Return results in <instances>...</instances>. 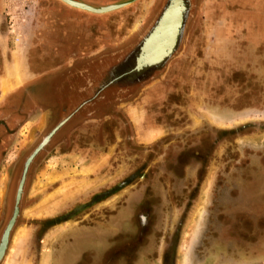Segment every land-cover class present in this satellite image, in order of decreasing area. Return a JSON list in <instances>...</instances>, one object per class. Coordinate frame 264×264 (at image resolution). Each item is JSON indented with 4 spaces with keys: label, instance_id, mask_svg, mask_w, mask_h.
<instances>
[{
    "label": "rangeland",
    "instance_id": "1",
    "mask_svg": "<svg viewBox=\"0 0 264 264\" xmlns=\"http://www.w3.org/2000/svg\"><path fill=\"white\" fill-rule=\"evenodd\" d=\"M37 1L0 30V243L27 159L73 115L29 168L0 264H264V0H194L146 81L130 53L169 0ZM44 31L58 43L35 55Z\"/></svg>",
    "mask_w": 264,
    "mask_h": 264
},
{
    "label": "flooded vegetation",
    "instance_id": "2",
    "mask_svg": "<svg viewBox=\"0 0 264 264\" xmlns=\"http://www.w3.org/2000/svg\"><path fill=\"white\" fill-rule=\"evenodd\" d=\"M174 0H169V2L167 3V5L165 6L164 10L161 11L160 15H159V18L156 22V24L154 25V27L151 29V31L145 36V38L141 41L140 45L137 47V49L135 50H132V52L130 53V56L132 58L136 57V62H135V67L131 70V73L132 75H135V76H139L140 74H142V78L139 77L138 78V81H146V77L148 76V74L152 73V75H156L158 73H160L161 71H163L164 69V66H165V63L172 57L174 56L178 51L179 49L181 48L183 42H184V39H185V36H186V30H187V25H188V21L190 20L191 16H192V13L194 12V7H195V1L194 0H182V6H183V16L181 18V24L179 26V31L177 33V36H176V39H175V43L171 49V53L168 57L164 58L162 62L160 63H155L153 65H149V66H144L143 68L141 69H138V60L140 58V56L143 54V47H144V43L146 41V39H148L151 34L155 31V29L159 26L160 22L162 21V18H163V15L166 13V11L169 9V7L172 5V2ZM38 6L41 7V9H47L49 7H57L59 8L60 7V4L57 3L56 1H50V0H38ZM52 4V5H51ZM48 13V12H47ZM45 14L43 13L42 16H44ZM47 18V19H45ZM44 19L45 20H49L50 17L48 16V14H46L44 16ZM51 21H46V22H43V24H50ZM53 22V21H52ZM47 28V27H46ZM46 32L47 31H44L43 34H41V40L42 42H40L41 44H39V48L38 51L36 50L35 51V55H42V52H43V47L42 46H50L51 43L52 44H56L58 43V39H50V38H47L46 36ZM48 33V32H47ZM37 47V46H36ZM37 47V48H38ZM42 47V48H41ZM41 52V54L39 53ZM30 55L32 57V62L29 63V67L31 68H37V67H48V59H37L38 56H36V61H34V57L32 55V53L30 52ZM129 56V55H128ZM1 63H0V70L2 69L1 68ZM46 91V85L44 84V82L42 83H37L36 85H34L31 89H27L25 91H22L20 93H17L16 91L13 92L11 91V96L9 97L11 100H22V99H27V96H28V93H32L34 96H39V93H45ZM13 92V93H12ZM24 92L26 93V95H24ZM68 111V110H67ZM65 111H62L61 113L58 111L57 112V115H53V117H58V119L60 118V122L59 123H63L65 122V124L69 121V119L71 120V116L73 115L72 112L71 114L70 113H67V116L66 114L64 113Z\"/></svg>",
    "mask_w": 264,
    "mask_h": 264
},
{
    "label": "water",
    "instance_id": "3",
    "mask_svg": "<svg viewBox=\"0 0 264 264\" xmlns=\"http://www.w3.org/2000/svg\"><path fill=\"white\" fill-rule=\"evenodd\" d=\"M59 1L62 2L63 4H65L66 6H69V7L74 8V9H78V10L85 11V12L92 13V14H96V15H103V14H109V13H113L115 11L121 10V9L133 4L137 0H121L120 2H118L116 4L108 5V6H102V7H95V6L89 5V4L82 2L81 0H59ZM164 16H165V14L163 15V17ZM152 34H151V36H152ZM145 45H146V43L144 44V46ZM170 53H171V49L166 54H164L162 57L157 58L153 61L144 62V64L139 63V60H138V67L137 68L141 69L144 66L153 65L157 62L160 63L163 61L164 58L168 57L170 55ZM64 124H65V122L59 123L43 139V141L38 145V147L29 156V158L27 159V161L25 163L24 172H23L21 181L19 183L18 191H17L14 213H13V216L10 219V221H9L5 231H4V234H3V237H2V240L0 243V261L3 259L4 255L6 253V250L8 248L9 241H10L11 232H12L13 228L15 227L17 218L19 216L20 204H21L24 186L26 183L29 168H30L31 164L33 163V160L35 159V157L41 152V150L43 148L46 147V145L51 141V139L63 128Z\"/></svg>",
    "mask_w": 264,
    "mask_h": 264
},
{
    "label": "bare ground",
    "instance_id": "4",
    "mask_svg": "<svg viewBox=\"0 0 264 264\" xmlns=\"http://www.w3.org/2000/svg\"><path fill=\"white\" fill-rule=\"evenodd\" d=\"M182 12V0H174L152 36L146 39L139 63L153 61L172 49L181 24Z\"/></svg>",
    "mask_w": 264,
    "mask_h": 264
},
{
    "label": "crops",
    "instance_id": "5",
    "mask_svg": "<svg viewBox=\"0 0 264 264\" xmlns=\"http://www.w3.org/2000/svg\"><path fill=\"white\" fill-rule=\"evenodd\" d=\"M19 1L20 0H0V30L3 22L7 21V17H8L7 14H11L12 9L15 7L17 8L19 6L18 4ZM0 42H1V32H0ZM23 65H25V61Z\"/></svg>",
    "mask_w": 264,
    "mask_h": 264
}]
</instances>
